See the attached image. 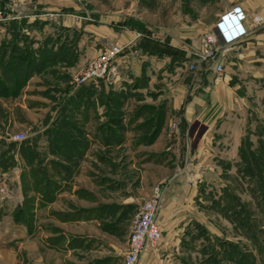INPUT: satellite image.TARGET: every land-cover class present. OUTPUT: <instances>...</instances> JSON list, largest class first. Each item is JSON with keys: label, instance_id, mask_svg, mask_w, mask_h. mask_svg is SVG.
Wrapping results in <instances>:
<instances>
[{"label": "rangeland", "instance_id": "rangeland-1", "mask_svg": "<svg viewBox=\"0 0 264 264\" xmlns=\"http://www.w3.org/2000/svg\"><path fill=\"white\" fill-rule=\"evenodd\" d=\"M238 1L0 0V264H122L157 186L141 264H264V84L252 98L241 71L243 101L203 139L180 118L208 64L187 66ZM115 45L116 75L82 81Z\"/></svg>", "mask_w": 264, "mask_h": 264}, {"label": "built area", "instance_id": "built-area-1", "mask_svg": "<svg viewBox=\"0 0 264 264\" xmlns=\"http://www.w3.org/2000/svg\"><path fill=\"white\" fill-rule=\"evenodd\" d=\"M13 17L0 8V24L13 20ZM247 19V14L240 6H233L220 14L211 29L203 34L198 50L194 54V63L191 62L187 66L188 71L197 73L203 65L208 64L207 68L212 71L215 78H219L224 73L229 52L237 50L245 37L264 26V9L251 17V27H246ZM120 51L121 48L115 45L111 50L95 58L83 74L82 81L116 75L111 63ZM22 138L23 134H19L15 140L20 141ZM0 194H3V188H0ZM162 196L163 190L157 186L149 199L139 206L127 239L122 264H141L144 256L161 242L162 230L158 216Z\"/></svg>", "mask_w": 264, "mask_h": 264}, {"label": "crops", "instance_id": "crops-1", "mask_svg": "<svg viewBox=\"0 0 264 264\" xmlns=\"http://www.w3.org/2000/svg\"><path fill=\"white\" fill-rule=\"evenodd\" d=\"M234 6H240L245 11L248 16L245 25L246 27H251V17L264 9V0H239ZM73 24L76 25L74 20ZM90 31L96 37L95 39L97 41L98 39H105L107 41L113 39L112 36H109L110 33L107 30L104 31L93 27ZM205 32H207V30ZM126 36V40H128L127 43L136 41L137 39L136 34L132 32H129ZM229 67L233 68V72H238V74H234L236 78L233 80L229 76L224 77L223 74L219 78H215L212 71L207 68L205 71V81H203L202 84H200L198 80L193 83V92L189 94L191 99L185 104L183 112L180 114V118L184 126L187 127V130L194 123H196L193 131L194 134H196L199 128H204L201 134L202 139L211 131L215 133L214 131H216L218 124L229 117L230 112L235 109L232 103L238 100L243 101L244 96L238 97L237 92V81L240 80V77H243L241 71L245 73L244 75H248V78L251 79L250 82L259 85V89L256 90L253 88L250 92V96L256 98L259 90L261 91L262 88L260 86L264 84V26H261L252 34L245 37L237 50L232 52V55H228L224 72ZM231 82L235 83L231 84ZM241 93L247 95L245 91H241ZM260 101L264 103V98H261ZM230 115L233 116L232 114ZM223 126L224 125H221V127ZM240 135L241 134H239L237 140L234 141L233 144L236 150L238 146H241L243 141ZM224 139L226 140V138ZM148 254L152 253L149 252ZM147 255L145 259L150 257V255L147 257Z\"/></svg>", "mask_w": 264, "mask_h": 264}, {"label": "trees", "instance_id": "trees-1", "mask_svg": "<svg viewBox=\"0 0 264 264\" xmlns=\"http://www.w3.org/2000/svg\"><path fill=\"white\" fill-rule=\"evenodd\" d=\"M187 100H188V99H187ZM189 133H190V128H189ZM244 141H246V138L243 139L241 146H245V142H244ZM240 152H241V150H240Z\"/></svg>", "mask_w": 264, "mask_h": 264}]
</instances>
